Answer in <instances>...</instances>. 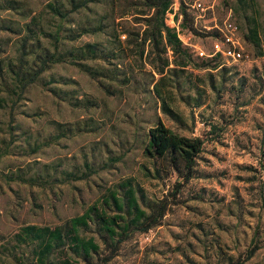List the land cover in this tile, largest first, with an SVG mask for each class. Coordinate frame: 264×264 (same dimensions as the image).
<instances>
[{"label": "rangeland", "instance_id": "1", "mask_svg": "<svg viewBox=\"0 0 264 264\" xmlns=\"http://www.w3.org/2000/svg\"><path fill=\"white\" fill-rule=\"evenodd\" d=\"M106 1H89L85 12L68 10L61 37L54 40L55 8L67 9V0H0V264L33 261L38 246L23 239L27 223L63 225L91 203L102 207L101 199L121 190L125 180L147 195L168 190L172 170H161L157 178L145 173L160 167L142 150L146 128L156 118L174 131L203 138L194 175L161 223L132 232L106 264H224L226 255L241 253L254 234L259 247L243 264H264V0H200L207 7L197 18L187 8L193 28L177 26L181 42L202 59L215 55L212 60L222 67L188 70L185 84L165 96L178 118L158 106L146 69L106 92L71 61L72 47L112 39L110 23L102 34L62 39L67 25L91 19L107 8ZM177 5L173 0L167 22L179 21L180 15L172 18ZM227 14L238 27L243 50L238 59L220 51L225 44L210 26ZM41 46L65 59L33 79L25 77ZM17 68L18 76L12 71ZM187 93L197 95L199 104L184 100ZM95 228L90 222L77 232L95 234ZM71 234L51 253L52 262L60 264L68 255Z\"/></svg>", "mask_w": 264, "mask_h": 264}, {"label": "trees", "instance_id": "2", "mask_svg": "<svg viewBox=\"0 0 264 264\" xmlns=\"http://www.w3.org/2000/svg\"><path fill=\"white\" fill-rule=\"evenodd\" d=\"M89 1L93 0H67V9L55 8L59 19L51 35L54 40L61 37L60 29L67 11L73 9L85 12L91 8L87 5ZM172 1L107 0V8L92 15L89 21H80L76 27L67 25L68 33L62 39H74L84 33L102 34L109 23L112 39L105 43L85 41L72 47L69 49L71 61L78 69L95 78L106 92L127 85L136 70L146 69L148 90L157 98L158 106L165 114L178 118L165 96L185 84L191 72L188 70L206 67L217 69L222 64L212 60L215 55L203 59L193 55L191 49L181 42L175 24L167 22L165 17L166 12L171 11ZM187 8L189 3L178 0L177 9L172 11L174 20L180 15L177 22L179 29L193 28V16ZM115 17L119 18L115 20ZM62 59H65L64 56L56 50L41 46L38 52H34L32 62L23 75L33 79L49 64ZM89 60L102 63L91 65ZM104 62H109L110 66L103 65ZM12 71L18 76L20 68ZM210 87L214 88L215 84L210 82ZM198 88V85L193 86L197 95L200 94ZM52 90H55L54 87ZM197 95L187 93L182 98H193L199 104ZM202 145L203 138L200 135L179 133L156 118L146 128L142 150L160 167L145 169V173L157 178L161 176V170L164 173L172 170L175 179L171 187L160 195H147L140 185L125 180L122 191L111 190L101 199L102 207L91 203L82 212L70 216L63 225H23V239H31L38 246L33 261L28 264H56L52 262L51 253L55 248L64 246L68 231H72L70 243L66 247L68 255L61 259L60 264H106L117 254L119 244L132 232L146 231L161 223L170 204L177 201L182 185L194 175L196 158ZM90 222L97 228L95 234H78V228H87ZM255 235H252L241 253L226 255L224 264H243L248 260L259 247Z\"/></svg>", "mask_w": 264, "mask_h": 264}, {"label": "built area", "instance_id": "3", "mask_svg": "<svg viewBox=\"0 0 264 264\" xmlns=\"http://www.w3.org/2000/svg\"><path fill=\"white\" fill-rule=\"evenodd\" d=\"M189 7L195 11L193 16L194 18H197L204 14V9L207 5H203L200 0H193L189 3ZM175 26L177 28V23ZM210 26L216 29L217 34L220 37V42L225 44V48L220 51L230 55L233 59L240 58L243 50L238 35V27L236 22L229 17V14L224 16L218 23L213 22Z\"/></svg>", "mask_w": 264, "mask_h": 264}, {"label": "crops", "instance_id": "4", "mask_svg": "<svg viewBox=\"0 0 264 264\" xmlns=\"http://www.w3.org/2000/svg\"><path fill=\"white\" fill-rule=\"evenodd\" d=\"M180 37V36H179Z\"/></svg>", "mask_w": 264, "mask_h": 264}]
</instances>
